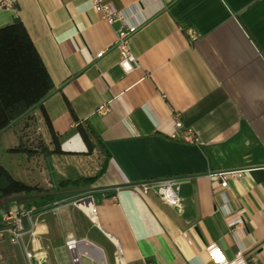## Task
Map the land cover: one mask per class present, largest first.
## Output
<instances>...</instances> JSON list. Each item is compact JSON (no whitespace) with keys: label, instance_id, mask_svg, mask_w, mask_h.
Here are the masks:
<instances>
[{"label":"crops","instance_id":"crops-1","mask_svg":"<svg viewBox=\"0 0 264 264\" xmlns=\"http://www.w3.org/2000/svg\"><path fill=\"white\" fill-rule=\"evenodd\" d=\"M105 1L146 17L129 38L139 65L127 73L114 46L118 23H106L89 0L0 6V26L21 20L52 79L40 103L63 151H6L18 145L23 114L0 131V164L15 179L52 189L59 179L94 175L104 155L97 146L86 153L68 105L110 152L81 193L41 210L11 203L10 210L31 209L17 243L0 208V264H73L68 238L82 249L78 264H118L117 248L124 264H218L216 256L232 264L239 245L209 174L220 170H241L227 178L231 205L244 219L241 259L264 264V0ZM26 113L51 149L38 104ZM188 127L195 142L182 138ZM168 176L181 179L180 208L152 186H132ZM82 198L96 206L95 219Z\"/></svg>","mask_w":264,"mask_h":264},{"label":"trees","instance_id":"trees-1","mask_svg":"<svg viewBox=\"0 0 264 264\" xmlns=\"http://www.w3.org/2000/svg\"><path fill=\"white\" fill-rule=\"evenodd\" d=\"M52 87V79L21 20L15 17L12 22L0 26V130L32 105L38 104L50 132L52 143V148L49 149L41 140H38L33 148L25 145L19 137L18 145L6 148V151L23 152L28 156L37 152L44 155L63 153L58 144L57 134L40 103ZM68 107L86 146V153H90L97 146L100 153L104 155L99 169L91 176L80 175L76 178L59 179L57 188L52 189L15 179L0 164V208H3L4 200L14 194H42L40 197L19 201L20 204H26L28 208L33 206V209L41 210L53 205L59 197H72L81 193L103 173L107 159L110 157L109 150L90 123L79 121L71 107L69 105ZM24 114L27 116L26 113Z\"/></svg>","mask_w":264,"mask_h":264},{"label":"built area","instance_id":"built-area-1","mask_svg":"<svg viewBox=\"0 0 264 264\" xmlns=\"http://www.w3.org/2000/svg\"><path fill=\"white\" fill-rule=\"evenodd\" d=\"M16 0H1L0 6L4 8H14ZM92 9L99 13L101 18L108 24L118 23V28L116 30V38L114 40V46L117 48L119 53V65L122 68L123 72L127 73L136 68L139 63L137 61L136 56L130 49L129 46V38L131 34L136 31V29L145 21L146 17L139 14L138 10L135 6H123L120 8H115L110 5L105 0H89ZM103 53V50H100L95 53V56L98 57ZM104 106H100L103 108ZM175 126L180 128L182 126V122L178 119L177 115H175ZM175 133H172L171 136L175 137ZM182 138L195 142L198 138L194 134L191 128H185ZM241 170H220L217 172H210V176L218 181L219 189L216 191L215 195L218 199V206L222 210L223 214L227 217L226 224L230 229L232 235L236 239L239 249L236 252V261L232 264H244L241 259V250L242 244L239 239L238 231L242 227L244 223V219L242 214L234 211L230 198L227 194L228 176H238L240 175ZM181 179L168 176L162 177L152 180H145L138 183L132 184L134 189L142 188L145 191L149 186L155 188L159 197L166 203L175 206L176 208L181 207V197L179 195ZM83 203L86 206V211L88 216L91 219L96 218L97 209L96 206L93 205L89 199H79L78 203ZM31 209L22 210L20 209V213L26 214L28 217L30 215ZM2 219L6 221V223L10 224L13 222L12 226H8L7 230L9 231V241L11 243H17L20 239V236L24 230L16 209L9 210L8 213H4ZM66 247L70 252L71 261L73 264L79 263V252L76 250V240L74 238H68L66 240ZM215 253H214V252ZM214 256L217 255L216 251L213 249L212 254ZM27 256H30V252H26ZM116 257L118 260V264H124L120 258V249L117 248ZM216 261L218 264H226L224 260L220 256H216ZM231 264V263H229Z\"/></svg>","mask_w":264,"mask_h":264},{"label":"water","instance_id":"water-1","mask_svg":"<svg viewBox=\"0 0 264 264\" xmlns=\"http://www.w3.org/2000/svg\"><path fill=\"white\" fill-rule=\"evenodd\" d=\"M42 100V99H41ZM40 100V102H41ZM37 104H34L32 105L30 108H28L24 113L28 112L29 110H31L34 106H36ZM23 113V114H24ZM23 114H21L20 116H22ZM18 116V117H20ZM17 117V118H18ZM4 128V127H3ZM2 128V129H3ZM1 129V130H2ZM0 130V131H1ZM42 194H14L12 196H9L7 197L5 200H4V203H3V210L5 213H8V211L10 210V204L11 203H15V204H19V201L20 200H23V199H27V198H35V197H40ZM79 200H77L78 202ZM16 212L18 213V217H19V220L23 226V228H27L29 226V221H28V216L26 214H22L20 213V208H18V210H16ZM13 225V222H11L9 224V226H12Z\"/></svg>","mask_w":264,"mask_h":264},{"label":"rangeland","instance_id":"rangeland-1","mask_svg":"<svg viewBox=\"0 0 264 264\" xmlns=\"http://www.w3.org/2000/svg\"><path fill=\"white\" fill-rule=\"evenodd\" d=\"M29 112V111H28ZM23 115L22 119L19 121V136L24 142H34L36 143L40 140V135L36 129L33 118H30V113Z\"/></svg>","mask_w":264,"mask_h":264},{"label":"bare ground","instance_id":"bare-ground-1","mask_svg":"<svg viewBox=\"0 0 264 264\" xmlns=\"http://www.w3.org/2000/svg\"><path fill=\"white\" fill-rule=\"evenodd\" d=\"M80 206L85 208L86 206H84V204L81 202L80 203ZM89 245H87L88 247ZM78 249H76L78 252H82V249H80L79 247H77ZM92 248V247H91ZM84 250V249H83ZM92 250H94L96 252L95 256L97 257V259L101 260V255H100V252L96 249H94V247L92 248ZM85 253V252H84ZM102 261V260H101Z\"/></svg>","mask_w":264,"mask_h":264}]
</instances>
